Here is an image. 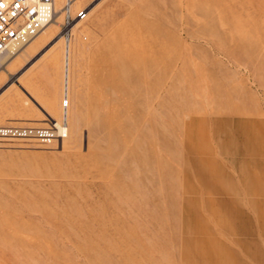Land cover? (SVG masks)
I'll return each instance as SVG.
<instances>
[{
	"label": "rangeland",
	"instance_id": "obj_1",
	"mask_svg": "<svg viewBox=\"0 0 264 264\" xmlns=\"http://www.w3.org/2000/svg\"><path fill=\"white\" fill-rule=\"evenodd\" d=\"M64 9L0 69L54 134L0 137V264H264V0Z\"/></svg>",
	"mask_w": 264,
	"mask_h": 264
},
{
	"label": "built area",
	"instance_id": "obj_2",
	"mask_svg": "<svg viewBox=\"0 0 264 264\" xmlns=\"http://www.w3.org/2000/svg\"><path fill=\"white\" fill-rule=\"evenodd\" d=\"M55 0H0V58L8 56L18 44H25L51 23ZM90 9L84 7L76 17L85 20ZM67 104V103H66ZM44 128L1 126L0 137H50Z\"/></svg>",
	"mask_w": 264,
	"mask_h": 264
},
{
	"label": "bare ground",
	"instance_id": "obj_3",
	"mask_svg": "<svg viewBox=\"0 0 264 264\" xmlns=\"http://www.w3.org/2000/svg\"><path fill=\"white\" fill-rule=\"evenodd\" d=\"M73 1H74V0H66L65 4H64V5H61V6H57V4L55 3V4H54V8H53V13H52V18H51V20H52L53 22L58 23V21L55 19V16H56L57 12H59V10L63 9V7H64V8H65V9H64V10H65V13L68 14V13L70 12V10L72 9V3H73ZM55 2H56V0H55ZM68 15H69V14H68ZM66 16H67V15H66ZM71 20H72V17L69 18V20H68V22H67L66 25L64 24V26H66L65 28H63V29L65 30V31H64L65 34H67V33L69 32L70 25L72 24V23H71ZM52 21H51V23H53ZM51 23H50V24H51ZM50 24H47L45 27H43V29H42L41 31H43V30H44L46 27H48ZM68 38H69V36H68ZM22 46H23V44H21V43L18 44L15 48H13V52H12L10 55H8V56H4V57H1V58H0V69H1V68H4V66H5V64H6V62H7V60H9L11 57H13V55L17 54L18 51H19V49H20ZM7 58H8V59H7ZM65 95H68V92H67V91H66ZM54 125L57 127V129H58V131H59L60 133L64 132L65 129H66V127H65L62 123H60L59 121H56V122L54 123Z\"/></svg>",
	"mask_w": 264,
	"mask_h": 264
},
{
	"label": "crops",
	"instance_id": "obj_4",
	"mask_svg": "<svg viewBox=\"0 0 264 264\" xmlns=\"http://www.w3.org/2000/svg\"><path fill=\"white\" fill-rule=\"evenodd\" d=\"M16 55V54H15ZM15 55H13V57H11L9 60H11V59H13L14 57H15ZM3 109L2 108H0V112H3L4 113V111H2Z\"/></svg>",
	"mask_w": 264,
	"mask_h": 264
}]
</instances>
